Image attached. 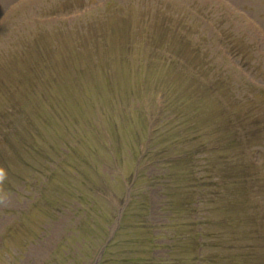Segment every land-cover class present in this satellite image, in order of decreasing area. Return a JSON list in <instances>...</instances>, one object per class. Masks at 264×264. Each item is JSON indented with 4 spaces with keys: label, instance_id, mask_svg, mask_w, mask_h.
<instances>
[{
    "label": "rangeland",
    "instance_id": "obj_1",
    "mask_svg": "<svg viewBox=\"0 0 264 264\" xmlns=\"http://www.w3.org/2000/svg\"><path fill=\"white\" fill-rule=\"evenodd\" d=\"M0 264H264V0H0Z\"/></svg>",
    "mask_w": 264,
    "mask_h": 264
},
{
    "label": "trees",
    "instance_id": "obj_2",
    "mask_svg": "<svg viewBox=\"0 0 264 264\" xmlns=\"http://www.w3.org/2000/svg\"><path fill=\"white\" fill-rule=\"evenodd\" d=\"M166 53V52H165ZM169 55H171V53L169 52L168 53ZM167 54V57L166 56H164V53L162 54V56H164L165 58H168L169 59V62H170V64H171V66H172V68L176 71V72H178V73H180V74H182V73H184L185 71H186V69L188 68V65H192V64H190V63H187L189 60L186 58V61H184V60H180L178 57H176V56H174L173 55V58H172V56L171 57H169V55ZM187 55L190 57V55H191V52H189V53H187ZM164 59V58H163ZM171 69V67H169L168 68V74H169V70ZM191 80L193 79L195 82H197V84L198 85H200V86H198V90H200L201 92L202 91H204V89H203V87L201 86L202 84H204L203 83V81L204 80H206L205 78L206 77H208V76H206V75H202V74H199V73H193V74H191V76H188ZM181 79H182V81H181V83H180V85L179 84H177L176 86H178L179 85V89H178V92H176V93H174V94H172V93H170V91L169 92H167V94H164V93H162L161 95H156L155 97L159 100L158 102H155L154 101V104H164V103H166V98H165V96H169V99H171V98H173L177 103H179L178 104V106L180 107V106H186V104H187V102L189 101V98H188V94H187V90H188V87H186V86H189V84H190V82H188V83H186V80H185V78H184V76H182L181 77ZM200 82H201V84H200ZM164 83V82H163ZM162 83V84H163ZM218 83H220L219 81H218ZM161 84V85H162ZM171 84V83H170ZM181 85H183V87H182V89L184 90H180V86ZM203 86H205V84L203 85ZM160 87V86H159ZM158 87V88H159ZM212 87L217 91L218 90V88H219V86L217 85V83L215 82V81H213L212 82ZM158 88H155V89H158ZM174 91H175V88L173 89ZM199 92V91H198ZM195 94H197V92L195 91L194 92ZM200 103H201V105L203 106V104H204V102L203 101H200ZM220 103H222L221 104V106H222V108L223 109H225V110H229L230 108L232 109V107L231 106H229L228 105V103L226 102V101H224L223 102V100H221V102ZM159 107V106H158ZM228 107H230V108H228ZM172 112V111H171ZM159 113V115H161L162 117L164 116V114H165V112L164 111H161V112H158ZM234 116V113L232 114V116L231 117H233ZM177 119V120H179L180 119V113H175V114H173V112H172V115H171V113L168 111L167 112V114H166V116L165 117H163V119L161 118L160 119V117H157L156 118V120H154L155 121V127H153L154 129H155V132H159V130L157 129V128H159V129H161V127H159L158 125H160V123H165L166 125H168V124H172V122H173V119ZM189 123L191 124V123H194V125H193V129H194V131H198V133H199V136H198V138L197 139H195L196 141H198V140H200V139H203L202 137V132H201V130L200 129H198V128H201V127H204V124H202V123H200L199 121H198V119H196V118H194V117H192V116H189ZM149 128V127H148ZM167 132V131H166ZM103 148L110 154V157H111V150H112V148L111 147H107L106 145H103ZM151 149V147H148V146H143L142 147V149H141V152H142V160L143 161H145V160H147L148 162H149V164L150 165H152V166H154V164H156L157 162H158V160L156 159V157L155 156H153L152 154H151V152L149 151ZM131 153V152H130ZM164 152L162 151V152H160V154L162 155ZM159 154V153H158ZM146 161V162H147ZM113 163H117L118 161L117 160H113L112 161ZM166 162H170V163H173L174 161H172V160H166ZM236 161H229L228 162V164L225 166V167H227V168H230V169H234V168H237V170L240 168V164H237V163H235ZM235 163V164H234ZM139 168H140V164H139V162H138V165H136L135 167H134V171L136 170L137 171V175H138V170H139ZM92 169H93V167H92ZM95 172V175L97 176V178L98 179H100L102 182L104 181V180H102V177L98 174V171H94ZM75 174V173H74ZM120 175V174H119ZM75 178L76 179H79V178H81V175L79 174V175H77V173L75 174ZM83 178H85L86 180H88L86 177H83ZM136 178H137V176H136ZM229 178V177H228ZM223 180H227V178L226 177H223L222 178ZM81 180H83V179H81ZM89 181V180H88ZM228 181H230V180H228ZM48 182L50 183V180H48ZM135 184H136V181L133 183V185H132V187H131V190H133L134 189V187H135ZM102 186H104V185H102ZM88 189V191L90 192V193H97V191H98V188H97V185L96 184H89L88 186H87V188L85 189V191ZM88 191H86V192H88ZM88 192V193H89ZM89 193V194H90ZM90 195H92V194H90ZM132 200H134V199H131V201L129 202V203H132L133 201ZM91 202V204H93V202L94 201H90ZM196 225H198V226H200V224L199 223H197ZM122 226L120 225V227H119V229L121 228ZM198 239H200V241L203 239V235L202 234H198ZM197 240V239H196ZM198 246H200L201 247V249L203 250V247H204V244L202 243H198ZM103 257V256H102Z\"/></svg>",
    "mask_w": 264,
    "mask_h": 264
},
{
    "label": "water",
    "instance_id": "obj_3",
    "mask_svg": "<svg viewBox=\"0 0 264 264\" xmlns=\"http://www.w3.org/2000/svg\"><path fill=\"white\" fill-rule=\"evenodd\" d=\"M121 212H122V209L119 210V215H118V218H117V222H118V220H119V217H120V215H121ZM101 253H102V251L100 252V254H99L97 260H99V258L101 257Z\"/></svg>",
    "mask_w": 264,
    "mask_h": 264
}]
</instances>
